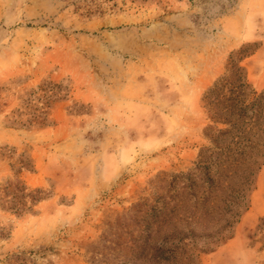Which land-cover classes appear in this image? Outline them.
I'll return each instance as SVG.
<instances>
[{
    "label": "rangeland",
    "instance_id": "1",
    "mask_svg": "<svg viewBox=\"0 0 264 264\" xmlns=\"http://www.w3.org/2000/svg\"><path fill=\"white\" fill-rule=\"evenodd\" d=\"M263 43L264 0H0V264H214L264 169Z\"/></svg>",
    "mask_w": 264,
    "mask_h": 264
},
{
    "label": "crops",
    "instance_id": "2",
    "mask_svg": "<svg viewBox=\"0 0 264 264\" xmlns=\"http://www.w3.org/2000/svg\"><path fill=\"white\" fill-rule=\"evenodd\" d=\"M246 68L256 88L259 91L264 90V43L255 54L247 58ZM261 218H264V169L259 178L254 205L242 217L238 235L217 256L214 264H255L256 255L250 246L251 232ZM232 248L234 249L231 250Z\"/></svg>",
    "mask_w": 264,
    "mask_h": 264
}]
</instances>
